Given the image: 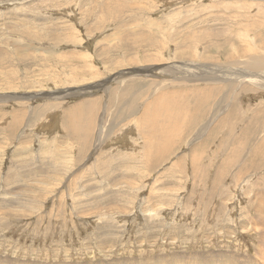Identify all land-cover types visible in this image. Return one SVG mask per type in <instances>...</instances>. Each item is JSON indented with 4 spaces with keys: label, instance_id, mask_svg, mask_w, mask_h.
I'll return each mask as SVG.
<instances>
[{
    "label": "rangeland",
    "instance_id": "rangeland-1",
    "mask_svg": "<svg viewBox=\"0 0 264 264\" xmlns=\"http://www.w3.org/2000/svg\"><path fill=\"white\" fill-rule=\"evenodd\" d=\"M0 264H264V0H0Z\"/></svg>",
    "mask_w": 264,
    "mask_h": 264
},
{
    "label": "bare ground",
    "instance_id": "bare-ground-1",
    "mask_svg": "<svg viewBox=\"0 0 264 264\" xmlns=\"http://www.w3.org/2000/svg\"><path fill=\"white\" fill-rule=\"evenodd\" d=\"M243 8H244V6H242ZM246 8V7H245ZM25 27V26H24ZM103 39V38H102ZM167 62V61H166ZM201 102V101H200ZM166 103L164 104V106H163V108L165 109V110H168L167 108L169 107V106H166ZM148 112H150L151 110L150 109H148L147 110ZM169 111V110H168ZM150 116V115H149ZM158 116V117H157ZM161 116H162V114L161 113H159V114H156L155 116H154V118L153 119H147V124H149V126L152 128V129H156V134H158L161 138H162V140L164 141V142H166L167 141V137L164 135V134H160V132L162 133V131H164L165 133H166V135H170V132H167V130H164V125H165V123H166V121L167 120H165V119H162L161 118ZM168 118L169 119H173L170 115H169V113H168ZM178 120V119H177ZM142 121V120H141ZM177 123H175L176 124V129L179 131L180 130V127H181V125L179 124V122L178 121H176ZM152 123V124H151ZM80 131L82 132V129H80ZM151 132V131H150ZM53 149V148H52ZM97 161V160H96ZM106 170V169H105ZM32 175H34V174H32ZM36 176V175H35ZM48 189V188H47ZM47 190H43V192L45 193ZM263 251V250H262ZM261 251V252H262Z\"/></svg>",
    "mask_w": 264,
    "mask_h": 264
}]
</instances>
